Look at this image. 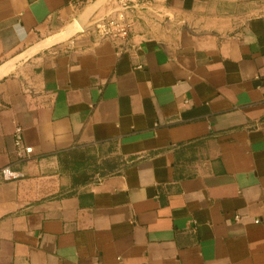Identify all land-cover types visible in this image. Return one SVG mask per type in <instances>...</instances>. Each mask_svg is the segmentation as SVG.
<instances>
[{
	"label": "crops",
	"instance_id": "crops-1",
	"mask_svg": "<svg viewBox=\"0 0 264 264\" xmlns=\"http://www.w3.org/2000/svg\"><path fill=\"white\" fill-rule=\"evenodd\" d=\"M115 2L0 0V264H264V0Z\"/></svg>",
	"mask_w": 264,
	"mask_h": 264
},
{
	"label": "built area",
	"instance_id": "built-area-1",
	"mask_svg": "<svg viewBox=\"0 0 264 264\" xmlns=\"http://www.w3.org/2000/svg\"><path fill=\"white\" fill-rule=\"evenodd\" d=\"M143 1L116 0V8L110 15L95 19L92 23V33L96 43L106 40L114 43L129 40L132 26L141 11ZM15 145L23 156H30L33 152L31 148L23 145V130L21 128H17L15 132ZM1 176L4 181H13L19 178V174L8 167L1 171Z\"/></svg>",
	"mask_w": 264,
	"mask_h": 264
},
{
	"label": "trees",
	"instance_id": "trees-1",
	"mask_svg": "<svg viewBox=\"0 0 264 264\" xmlns=\"http://www.w3.org/2000/svg\"><path fill=\"white\" fill-rule=\"evenodd\" d=\"M75 164H76V162H75ZM75 164H74V165H75ZM74 165H73V166H74ZM63 166H64L65 168H67V167L69 166L68 161H65V162L63 161ZM73 166L71 165V168H72ZM72 173H74L75 176H77V175L79 174L78 176H81V177L87 175V172L85 171V169H83V170H79V169H76V168H75V169L73 170Z\"/></svg>",
	"mask_w": 264,
	"mask_h": 264
}]
</instances>
